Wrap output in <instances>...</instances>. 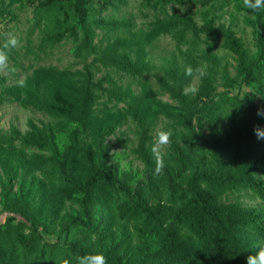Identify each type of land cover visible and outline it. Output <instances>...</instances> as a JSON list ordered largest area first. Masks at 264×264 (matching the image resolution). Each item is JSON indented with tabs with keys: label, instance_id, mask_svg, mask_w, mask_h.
<instances>
[{
	"label": "trees",
	"instance_id": "1",
	"mask_svg": "<svg viewBox=\"0 0 264 264\" xmlns=\"http://www.w3.org/2000/svg\"><path fill=\"white\" fill-rule=\"evenodd\" d=\"M20 1L32 9L40 53L71 41L82 67L39 68L24 84V98L19 87L0 76L1 105L22 100L48 118L43 128L21 138L14 163V151L3 155L8 223H0V264H56L60 257L76 264L89 253H102L107 264H246L264 243V212L246 207L238 196L250 191L264 202V140L253 132L255 126L264 128V118L256 115L264 108V9L251 11L247 20L255 36L251 53L231 28L217 23L215 14L231 0H147L161 9L150 35L133 31L129 19L112 16L128 0ZM171 4L176 6L169 13L165 8ZM183 6L187 9L180 12ZM198 13L206 16L201 25L194 19ZM155 32L174 34L192 46V67L206 72L197 78L194 96L183 94L192 77L170 74L178 112L163 126L172 136L159 176L151 152L157 120L130 87L151 71L147 47ZM202 36L214 47L221 43L234 64L211 49L198 55ZM241 86L257 91L232 96L215 112L214 124L206 126L205 105L219 96L220 87L227 95ZM114 101L127 105L118 123L106 126ZM123 124L133 130V154L147 170L137 185L132 174L112 164L113 145L107 139ZM126 135L121 133L115 144L125 147ZM58 136L67 142L60 145ZM52 191L61 193L59 203L50 199ZM67 201L78 208L72 205L62 215ZM57 224L58 241L51 243L41 227L54 233ZM5 227L12 228L24 259Z\"/></svg>",
	"mask_w": 264,
	"mask_h": 264
},
{
	"label": "rangeland",
	"instance_id": "2",
	"mask_svg": "<svg viewBox=\"0 0 264 264\" xmlns=\"http://www.w3.org/2000/svg\"><path fill=\"white\" fill-rule=\"evenodd\" d=\"M176 6L171 4L165 9L169 13H172V8ZM193 11H196V7H192ZM159 9V10H157ZM157 9H154V4L149 3L147 0H128L127 4L122 6L121 9L112 14L113 17L123 19L127 18L134 23L133 31H142L146 35L152 33V23L156 21L159 12L161 11L160 5ZM164 9V10H165ZM187 7L183 6L180 12L186 10ZM163 10V9H162ZM11 13H10V12ZM218 18L217 23H222L226 27L231 28L237 36L241 37L249 48L251 53L255 52V36L253 29L248 25L247 20L252 18V12L244 5V0H231L228 5H225L216 14ZM205 15L197 14L194 16L198 25L203 24ZM32 9L25 6L24 2L20 0H0V34L2 36L1 42L4 45L11 37L15 36L19 43L16 47H10L4 50L12 52L7 54V66L0 70V76H6L8 78V85L13 87H19L21 90L22 98L26 95L27 80L33 73L39 68L43 67H58L60 69L71 68L80 69L82 64L78 62V59L73 53V42L69 41L63 43L55 50L46 54L40 53L37 48L39 31L35 28V20ZM34 31L29 35L31 30ZM0 49H2L0 47ZM207 49H211L214 54L219 57L228 58L232 64L234 60L229 53L222 47H214L211 39L202 36L200 39V46L198 48V55H202ZM193 47L187 44H183L178 37L174 34L155 32L152 36V43L147 47V61L151 66L150 73L146 74L145 80L140 83H133L130 85L134 94L141 96L148 104L151 111L152 118L157 120V129H163V126L169 120L171 114L178 112L177 103L172 97V93L169 91V86L173 84V80L170 77L171 73L184 72V68L187 65L192 66V57L190 53ZM14 69V71H13ZM232 69V66L230 67ZM233 73V72H232ZM198 88V79H193L191 82ZM257 90L252 86L237 87L232 92L225 95L224 87H220L219 96L213 101L208 102L205 105V123L206 126L214 124L215 112L228 104L232 96L240 94L241 97H245L248 94L255 93ZM260 99V98H258ZM126 101L116 102L110 104L109 111L105 117V125L111 126L118 123L120 116L126 108ZM48 118L39 111L33 108H28L24 105L22 100H11L5 104H0V223L7 224L8 214L4 212V206L2 203V191L3 185L6 181L5 173V154H14L11 158V163L15 162V155L20 152V141L24 136L30 135L36 128H43L47 123ZM15 132V133H14ZM126 132V139L129 140L125 147H122L117 143L118 137L121 133ZM155 134V133H154ZM17 135V137H16ZM6 138H15L10 143H7ZM60 145H64L67 139L64 136H58ZM107 142L113 145L112 154L114 155L113 165L117 170L124 173H130L135 177V185L145 180L147 173L145 164L136 158L133 154L136 141L135 135L132 129L128 128V125H117L114 133L108 137ZM164 153L169 154L167 148ZM40 179L43 177L36 172ZM16 189V187H15ZM240 201L249 208H255L264 212V202L255 194L250 191H244L239 195ZM234 197H232L233 199ZM50 199H55V202L62 200L61 193L52 191ZM78 208V204H72L67 201L62 215H65L70 210L71 206ZM18 221H15V224ZM61 225L57 224L54 227V233L47 231L41 227L43 237L51 242L58 241V234L61 230ZM11 231V227H8ZM12 235V241L17 246V252L21 254V258L24 259L23 248L15 240V235ZM76 237H82L81 234H76ZM66 241L64 235L60 240L61 244ZM35 256H33L34 258Z\"/></svg>",
	"mask_w": 264,
	"mask_h": 264
},
{
	"label": "clouds",
	"instance_id": "3",
	"mask_svg": "<svg viewBox=\"0 0 264 264\" xmlns=\"http://www.w3.org/2000/svg\"><path fill=\"white\" fill-rule=\"evenodd\" d=\"M244 5L249 8L253 13L264 9V0H244ZM19 43L18 39L11 37L0 49V70L7 66V53L4 49L10 47H16ZM14 71V69H13ZM184 74L187 77L203 78L206 72L203 66H197L193 68L191 65H187L184 68ZM198 92V88L191 82L187 84L183 90V94L194 96ZM256 115L264 118V108H258ZM253 132L258 140H264V128L255 126ZM172 132L164 129H157L153 136L151 144V152L155 157L156 167L154 175L159 176L164 169V151L171 144ZM56 264H71L70 260L60 257L56 261ZM76 264H107V259L102 253H89L76 258ZM246 264H264V243L258 246V251L255 254H250L246 257Z\"/></svg>",
	"mask_w": 264,
	"mask_h": 264
}]
</instances>
